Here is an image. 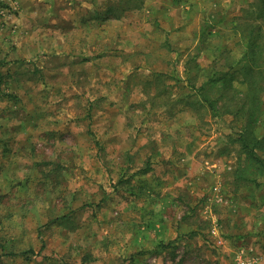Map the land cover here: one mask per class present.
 <instances>
[{
	"label": "rangeland",
	"instance_id": "obj_1",
	"mask_svg": "<svg viewBox=\"0 0 264 264\" xmlns=\"http://www.w3.org/2000/svg\"><path fill=\"white\" fill-rule=\"evenodd\" d=\"M124 1L0 0V264H264L245 119L181 84L240 59L253 0Z\"/></svg>",
	"mask_w": 264,
	"mask_h": 264
},
{
	"label": "trees",
	"instance_id": "obj_2",
	"mask_svg": "<svg viewBox=\"0 0 264 264\" xmlns=\"http://www.w3.org/2000/svg\"><path fill=\"white\" fill-rule=\"evenodd\" d=\"M146 0H125L123 12L140 10ZM117 8H112V14H116ZM117 16V15H116ZM121 19V17H116ZM223 15L217 24L226 21ZM232 31L238 37L242 53L236 63L229 64L227 55L225 69L212 70V76L198 85L199 76L206 71L202 67L198 58H188L185 62L183 85L190 87L196 94L197 102L201 108L210 110L215 117L222 115L235 116L238 119H245V124L236 142L240 144L241 150L246 154L249 166L254 168L264 177V135H259L257 126L262 114V96L264 95V0H253L247 7L237 13L232 20ZM215 25H207L199 35V48L208 46L209 41L214 37L213 29ZM171 51H177L178 47L172 48V43L166 41L165 45ZM227 54H232L227 51ZM214 66V65H212ZM158 72V71H157ZM156 72L157 83L167 74ZM199 75V76H198ZM176 79L177 77H173ZM181 82V80H180ZM246 87L242 97L239 96V86ZM184 86V87H185ZM195 103H190L194 106ZM196 105V104H195ZM197 106V105H196ZM149 169L145 170L147 173ZM241 178V176H240ZM256 186H264V183L254 181ZM170 247V244L167 245Z\"/></svg>",
	"mask_w": 264,
	"mask_h": 264
}]
</instances>
